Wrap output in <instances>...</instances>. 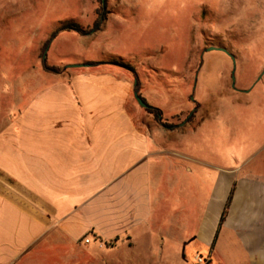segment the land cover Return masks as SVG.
<instances>
[{"label": "rangeland", "instance_id": "obj_1", "mask_svg": "<svg viewBox=\"0 0 264 264\" xmlns=\"http://www.w3.org/2000/svg\"><path fill=\"white\" fill-rule=\"evenodd\" d=\"M99 20L90 34L64 30L73 24L88 31ZM215 48L235 56V87L231 57ZM45 54L49 66L69 74L81 72L69 66H134L152 107L163 111L161 123L140 107L143 121L150 118L155 130L186 133V153L204 167L167 155L195 167L196 176L181 187L180 176L172 175L170 188L157 165L162 176L143 222L111 242L49 246L16 264H196L199 254L210 258L195 240L209 192L205 175L215 173L206 165L226 168L232 157L247 159V129L264 139V0H0V122L23 87L55 82L44 70ZM196 103L199 111L188 121ZM200 172L202 186L196 185ZM216 260L230 264L221 255Z\"/></svg>", "mask_w": 264, "mask_h": 264}, {"label": "crops", "instance_id": "obj_2", "mask_svg": "<svg viewBox=\"0 0 264 264\" xmlns=\"http://www.w3.org/2000/svg\"><path fill=\"white\" fill-rule=\"evenodd\" d=\"M123 65L132 66L112 61L52 73L54 83L26 85L13 100L0 122V264L84 239L111 242L148 217L162 176L157 165L170 188L172 175L181 187L196 176L195 167L167 155L204 167L186 153V133L143 121L137 72ZM139 84L151 105L150 90ZM232 161L206 165L215 173L205 175L209 192L195 240L210 251L211 264L218 255L230 264H264V139L257 130L247 129V159Z\"/></svg>", "mask_w": 264, "mask_h": 264}, {"label": "trees", "instance_id": "obj_3", "mask_svg": "<svg viewBox=\"0 0 264 264\" xmlns=\"http://www.w3.org/2000/svg\"><path fill=\"white\" fill-rule=\"evenodd\" d=\"M99 27H100V20L96 22L95 26L93 29L91 30H88V31H83L82 29H80L77 25H73V24H70L68 26H66L64 28V30H70V31H78L80 33H83V34H90L92 33L94 30H99ZM61 31H57L52 38H55L59 35ZM52 39L45 45V51L47 50V48L49 47L50 43H51ZM95 65V64H94ZM43 66H44V70L46 72H49V73H53V74H61L62 73V69L60 67H51L49 66L46 61L43 62ZM125 67H128L132 72H136L135 68L132 67V66H128V65H123ZM144 99V98H143ZM145 100V99H144ZM146 101V100H145ZM147 102V101H146ZM150 105V104H149ZM151 106V105H150ZM199 104L196 103L195 104V107L194 109L190 112L189 116H188V121H192L195 119L198 111H199ZM148 113L152 114L154 116V118L158 121V122H161L163 123V111L157 107H152L150 109H145ZM165 127H169L168 124L164 123L163 124ZM231 200H232V194L229 198V201L226 205V209H225V212L221 218V224L225 221L226 217H227V213H228V209L230 207V203H231Z\"/></svg>", "mask_w": 264, "mask_h": 264}, {"label": "water", "instance_id": "obj_4", "mask_svg": "<svg viewBox=\"0 0 264 264\" xmlns=\"http://www.w3.org/2000/svg\"><path fill=\"white\" fill-rule=\"evenodd\" d=\"M103 4L105 5L106 4V0H103ZM214 51H220V52H224L226 53L228 56L231 57L232 61H233V72H232V81H233V87L236 86V70H237V65H236V58L234 55H232L227 49L225 48H219V49H214ZM47 59V55L45 54L44 56V61H46ZM83 67H92V65H78V66H69L67 67L66 69L68 68H83ZM65 69V70H66ZM261 79V78H260ZM140 90H141V87H140V84H139V81L136 80L135 81V91H134V97L137 101V103L139 104L140 107L144 108V109H150L151 106L143 99V97L141 96L140 94Z\"/></svg>", "mask_w": 264, "mask_h": 264}, {"label": "built area", "instance_id": "obj_5", "mask_svg": "<svg viewBox=\"0 0 264 264\" xmlns=\"http://www.w3.org/2000/svg\"><path fill=\"white\" fill-rule=\"evenodd\" d=\"M196 264H211V261L209 258H205L202 255L196 256Z\"/></svg>", "mask_w": 264, "mask_h": 264}, {"label": "clouds", "instance_id": "obj_6", "mask_svg": "<svg viewBox=\"0 0 264 264\" xmlns=\"http://www.w3.org/2000/svg\"><path fill=\"white\" fill-rule=\"evenodd\" d=\"M216 2L218 3V4H220L221 3V0H216ZM240 19V17H237L235 20H233L232 22L233 23H236L237 22V20H239Z\"/></svg>", "mask_w": 264, "mask_h": 264}]
</instances>
